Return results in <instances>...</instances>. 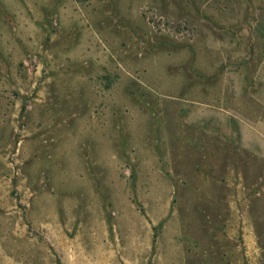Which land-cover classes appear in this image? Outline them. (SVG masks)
I'll list each match as a JSON object with an SVG mask.
<instances>
[{"label":"rangeland","instance_id":"rangeland-1","mask_svg":"<svg viewBox=\"0 0 264 264\" xmlns=\"http://www.w3.org/2000/svg\"><path fill=\"white\" fill-rule=\"evenodd\" d=\"M0 264H264V0H0Z\"/></svg>","mask_w":264,"mask_h":264}]
</instances>
